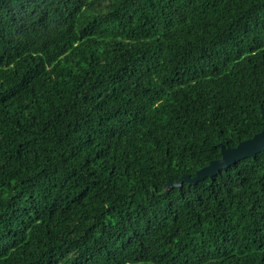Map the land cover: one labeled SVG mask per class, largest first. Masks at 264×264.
I'll return each instance as SVG.
<instances>
[{"label":"trees","instance_id":"1","mask_svg":"<svg viewBox=\"0 0 264 264\" xmlns=\"http://www.w3.org/2000/svg\"><path fill=\"white\" fill-rule=\"evenodd\" d=\"M264 0H0V264H264ZM182 189V190H181Z\"/></svg>","mask_w":264,"mask_h":264},{"label":"water","instance_id":"2","mask_svg":"<svg viewBox=\"0 0 264 264\" xmlns=\"http://www.w3.org/2000/svg\"><path fill=\"white\" fill-rule=\"evenodd\" d=\"M260 112H261L262 117L264 118V107L263 106H261ZM262 141H264V123H263L262 129L256 134H254L253 137L239 142L235 147H226L225 145L220 144L221 157L226 155L229 151H236L238 149V146L241 144L255 143L257 146H260ZM261 152H264V151L257 152L254 155H249L248 153L241 151L240 158L237 159V161L245 159V158H249V157L254 158L256 157L258 153H261ZM229 167L230 166L221 162V158L212 160L210 161L208 165L198 169L195 173V176L193 177L187 174H183L177 181H171V180L167 181L164 184V190L162 191V193H165L171 187L181 188L184 182H189L190 184H194L198 182L199 180L204 179L206 177H213L217 173H219L221 170H227Z\"/></svg>","mask_w":264,"mask_h":264},{"label":"snow or ice","instance_id":"3","mask_svg":"<svg viewBox=\"0 0 264 264\" xmlns=\"http://www.w3.org/2000/svg\"><path fill=\"white\" fill-rule=\"evenodd\" d=\"M248 153L249 155H254L257 152L264 151V141L261 142L260 146L255 143H246L238 146L236 151H229L226 155L221 157V162L231 166L237 159L240 158V152ZM182 190V189H181Z\"/></svg>","mask_w":264,"mask_h":264}]
</instances>
